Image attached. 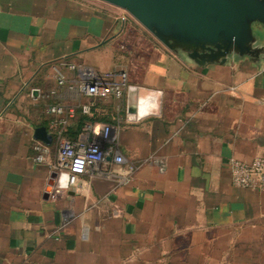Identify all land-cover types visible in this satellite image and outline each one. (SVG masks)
Instances as JSON below:
<instances>
[{
    "label": "crops",
    "instance_id": "obj_1",
    "mask_svg": "<svg viewBox=\"0 0 264 264\" xmlns=\"http://www.w3.org/2000/svg\"><path fill=\"white\" fill-rule=\"evenodd\" d=\"M252 30V52L200 64L102 0H0V264H264V190L231 173V158L264 157V23ZM65 63L126 71L139 90L82 121L93 99ZM57 105L74 138L114 126L141 165L129 185L84 174L53 192Z\"/></svg>",
    "mask_w": 264,
    "mask_h": 264
},
{
    "label": "built area",
    "instance_id": "obj_2",
    "mask_svg": "<svg viewBox=\"0 0 264 264\" xmlns=\"http://www.w3.org/2000/svg\"><path fill=\"white\" fill-rule=\"evenodd\" d=\"M65 64L76 70L79 76L78 82L68 86L91 99L123 98L139 90V86L131 82L126 71L101 74L89 66ZM57 74L59 84H67L66 74L59 69ZM141 101L142 99L139 100ZM83 109L90 111V102L83 105ZM50 111L57 114L53 128L63 137L56 158L53 192L77 184L84 174L115 180L118 186L129 185L135 179L141 165L128 163L120 150L118 133L112 124H104L98 134L85 133L77 138H69L62 134V128L59 127L67 123V118L74 114V110L57 105L51 107ZM35 150L36 159L42 161L47 146L40 143L35 146ZM231 173L236 186L264 190L263 156L256 157L251 162L231 158ZM89 234L90 227L86 224L82 228V238L89 240Z\"/></svg>",
    "mask_w": 264,
    "mask_h": 264
},
{
    "label": "water",
    "instance_id": "obj_3",
    "mask_svg": "<svg viewBox=\"0 0 264 264\" xmlns=\"http://www.w3.org/2000/svg\"><path fill=\"white\" fill-rule=\"evenodd\" d=\"M102 1L125 10L164 44L200 64L252 52L253 22L264 23V0ZM35 138L53 142L45 126L36 128Z\"/></svg>",
    "mask_w": 264,
    "mask_h": 264
},
{
    "label": "trees",
    "instance_id": "obj_4",
    "mask_svg": "<svg viewBox=\"0 0 264 264\" xmlns=\"http://www.w3.org/2000/svg\"><path fill=\"white\" fill-rule=\"evenodd\" d=\"M95 108H96V99H93L90 102V111L86 112V111H84L83 107L80 108V110H79L80 119L82 121H84V120L91 121L92 119H94L95 116H96ZM59 128H62V134L64 136L69 137V138H74L71 135L72 132H71V128L70 127L63 128V126H60Z\"/></svg>",
    "mask_w": 264,
    "mask_h": 264
},
{
    "label": "rangeland",
    "instance_id": "obj_5",
    "mask_svg": "<svg viewBox=\"0 0 264 264\" xmlns=\"http://www.w3.org/2000/svg\"><path fill=\"white\" fill-rule=\"evenodd\" d=\"M125 13H127L128 14V12H126L125 10H123ZM137 25V27H139V25L138 24H136ZM130 79V78H129Z\"/></svg>",
    "mask_w": 264,
    "mask_h": 264
},
{
    "label": "bare ground",
    "instance_id": "obj_6",
    "mask_svg": "<svg viewBox=\"0 0 264 264\" xmlns=\"http://www.w3.org/2000/svg\"><path fill=\"white\" fill-rule=\"evenodd\" d=\"M154 102V101H153ZM141 109V108H140ZM142 112V111H141Z\"/></svg>",
    "mask_w": 264,
    "mask_h": 264
}]
</instances>
